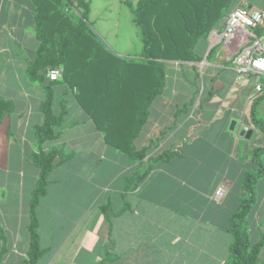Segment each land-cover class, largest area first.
Returning a JSON list of instances; mask_svg holds the SVG:
<instances>
[{
    "label": "crops",
    "instance_id": "1",
    "mask_svg": "<svg viewBox=\"0 0 264 264\" xmlns=\"http://www.w3.org/2000/svg\"><path fill=\"white\" fill-rule=\"evenodd\" d=\"M89 2L87 23L114 54L113 25L89 21ZM260 3L237 0L235 7L264 12ZM34 20L30 0H0V98L11 103L0 123V264H20L26 257L29 198L38 177L30 160L37 149L33 129L43 121L40 106L48 88L62 125L45 150L62 148L71 156L51 170L39 199L42 254L34 264H97L107 252L114 259L103 264H229L230 218L245 195L247 172L256 177L248 241L261 244L254 264H264V150L259 165L253 161L254 149L264 147V94L255 97L252 78L238 83L229 61L209 51L208 36L197 47L199 61H166L164 86L132 142L137 151L149 149L132 161L113 141L130 137L140 103H97L106 77L85 80L80 92L63 76L47 80L45 70L38 72L44 73L42 82L32 80L27 70L38 47ZM133 39L140 41L138 30ZM141 45L137 52L123 48L115 55L139 59ZM182 85L192 88L189 94ZM162 151L175 155L153 164L136 188L126 189V178L142 174ZM219 187L224 192L215 200Z\"/></svg>",
    "mask_w": 264,
    "mask_h": 264
},
{
    "label": "trees",
    "instance_id": "2",
    "mask_svg": "<svg viewBox=\"0 0 264 264\" xmlns=\"http://www.w3.org/2000/svg\"><path fill=\"white\" fill-rule=\"evenodd\" d=\"M30 1L35 9L34 32L38 47L28 65V76L42 82L44 73L39 74V70L61 67L64 81L78 92L80 83L85 80L95 83L99 77H106L103 90L101 88L99 92L102 96H99L97 103H140L136 107V125L130 137L113 141L115 146L129 154L132 161H137L146 155L149 148L137 151L132 142L146 121L149 103L164 86L166 61H199V43L206 40L211 28L218 27L224 16L235 7L237 0H138L135 4L125 0L142 44L139 59L111 54L96 38L87 23L89 0ZM45 91L46 98L40 106L43 121L33 129L37 149L30 155V160L38 169V177L29 198L28 249L20 264H34L42 254L36 208L40 197L45 194L51 170L71 156L65 155L62 148L50 147L45 150V144L57 138L56 130L62 125V113L54 114L51 108L52 91L49 88ZM10 109L11 103L0 98V123ZM261 150L264 147L253 151L256 165H259ZM174 155L172 151H162L152 157L146 171L126 178L125 188H136L153 164L168 162ZM255 178L248 172L244 175L241 187L245 195L240 198L239 206L230 218L232 241L229 264H254L261 245L249 244L246 228V216L255 198ZM107 210L108 205L103 204L101 211L107 215ZM106 221L109 222L108 217ZM113 259L114 256L107 252L97 264Z\"/></svg>",
    "mask_w": 264,
    "mask_h": 264
},
{
    "label": "built area",
    "instance_id": "3",
    "mask_svg": "<svg viewBox=\"0 0 264 264\" xmlns=\"http://www.w3.org/2000/svg\"><path fill=\"white\" fill-rule=\"evenodd\" d=\"M209 51L227 59L236 73V81L252 78L255 97L264 94V12L247 5L231 9L221 25L211 28L208 33ZM204 62H201L203 64ZM62 76L61 67L46 71L47 80H57ZM223 188L214 192L219 200Z\"/></svg>",
    "mask_w": 264,
    "mask_h": 264
},
{
    "label": "rangeland",
    "instance_id": "4",
    "mask_svg": "<svg viewBox=\"0 0 264 264\" xmlns=\"http://www.w3.org/2000/svg\"><path fill=\"white\" fill-rule=\"evenodd\" d=\"M132 4H135L138 0H129ZM263 4L264 0H258ZM105 4L107 5L104 8ZM92 8H94L92 15L89 17V21L93 22L97 26L96 22H100L105 26L113 25L111 32L113 33V53L124 52L123 48L127 49V52L133 53L141 49L140 41L133 39V32L137 31L135 26L129 22V15L125 3V0H91ZM108 9V10H106ZM92 26V25H91ZM134 26V27H133ZM93 28V26L91 27ZM95 28V27H94ZM93 30V29H92ZM142 46V45H141ZM200 47V46H199ZM125 58V57H122ZM170 74V68H168ZM170 84V76H169ZM191 87H185L182 85L183 94L190 92ZM46 95V91L44 93ZM178 99H183V95L178 96Z\"/></svg>",
    "mask_w": 264,
    "mask_h": 264
},
{
    "label": "water",
    "instance_id": "5",
    "mask_svg": "<svg viewBox=\"0 0 264 264\" xmlns=\"http://www.w3.org/2000/svg\"><path fill=\"white\" fill-rule=\"evenodd\" d=\"M230 129H231V130L233 129V122H232L231 125H230Z\"/></svg>",
    "mask_w": 264,
    "mask_h": 264
},
{
    "label": "snow or ice",
    "instance_id": "6",
    "mask_svg": "<svg viewBox=\"0 0 264 264\" xmlns=\"http://www.w3.org/2000/svg\"><path fill=\"white\" fill-rule=\"evenodd\" d=\"M262 67H264V65H262Z\"/></svg>",
    "mask_w": 264,
    "mask_h": 264
}]
</instances>
